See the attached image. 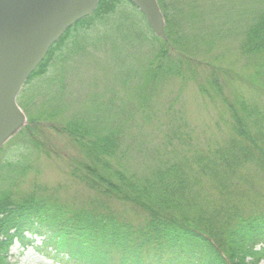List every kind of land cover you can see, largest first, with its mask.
I'll return each instance as SVG.
<instances>
[{"label":"trees","instance_id":"16d2710c","mask_svg":"<svg viewBox=\"0 0 264 264\" xmlns=\"http://www.w3.org/2000/svg\"><path fill=\"white\" fill-rule=\"evenodd\" d=\"M156 1L165 22V39L159 40L154 35L148 38L145 30L139 29L144 41L154 46L151 60L145 63L143 86L149 92L154 89L153 95L157 80L165 82L181 77L186 57L201 60L195 56L197 52L187 37L190 30L187 14L191 13L188 19L192 21L205 19L204 7L186 8L182 0ZM98 4L91 16L76 23L55 43L27 85L45 76L59 60H66L63 54H72L68 51L77 44L81 43L79 50L87 48L91 44L89 35L99 25L108 27L129 21L125 14L121 15V9L130 6L129 3L100 0ZM237 4L242 5L237 24L229 22L227 30L220 26L224 27L226 36L231 35L229 31H235L231 36L239 40L237 50L246 58V66L254 69L251 77L261 90L264 0H237ZM115 10L119 14H114ZM210 35L202 41L201 46L207 48L202 50L205 55L212 50ZM209 79L216 92H220L215 77ZM49 83L54 88L55 78ZM49 83L45 85L48 88ZM51 94L55 90L41 91L37 96L41 100L35 101L42 106L40 116L37 115L50 118L49 121L57 119L59 113L45 110L52 102ZM31 99L34 114L29 115L30 111L24 108L28 114L26 127L1 150L0 264H7L6 254L14 240L22 245L32 244L34 237L51 247L53 259H67L75 264H152L151 259L162 256L167 257L162 264H264V248L255 250L264 244V212L234 202L230 188L235 177L242 178L247 165L264 171V112L259 108L246 107L245 101L237 102V109L228 104L235 137L228 140L222 151L211 149L208 157L200 154L190 162L178 161L175 156L168 161L159 159L157 166L141 173L128 164L130 148L125 141L131 134L125 133L124 128L107 129L97 121L83 118L55 121L58 126L48 128L71 142L79 155L73 161L75 177L104 200L94 198L79 206L38 195L36 191L25 193L18 189L14 193L4 185L14 182V177L24 170L25 162L18 158L23 155L18 150L23 148L22 153L28 159L29 150L40 145L38 141L35 144L33 134L41 122L33 117ZM145 118L140 121L144 122ZM135 125L140 127L137 121ZM109 202L129 205L135 210V220L113 214Z\"/></svg>","mask_w":264,"mask_h":264},{"label":"rangeland","instance_id":"374dc122","mask_svg":"<svg viewBox=\"0 0 264 264\" xmlns=\"http://www.w3.org/2000/svg\"><path fill=\"white\" fill-rule=\"evenodd\" d=\"M181 2L186 8L204 7L205 19L202 21L189 20L191 13L187 14V27L190 28L187 37L197 52L195 56L201 60L192 61L186 57V62H182L184 71L181 77L165 82L157 80L154 95V89L149 92L143 88L145 63L151 60L154 46L144 41L139 29L145 30L148 38L152 39L155 35L130 6L121 9V15L125 14L129 21L108 27L99 25L89 35L91 44L87 48L79 50L81 43L77 44L68 51L72 54H63L66 60H59L45 76L24 86L17 103L27 120L28 114H34L29 101L32 97L33 117L41 122L33 135L35 144L38 141L40 145L29 150L28 159L22 153L23 148L18 150L23 155L18 158L20 162H25L24 170L14 177V182L4 184L5 187H11L10 191L14 193L18 189L25 193L36 191L38 195L79 206L94 198L104 201L75 177L73 161L79 155L71 142L48 128L55 125V121L83 118L97 121L107 129L124 128L125 133L131 134L125 141L130 148L128 164L141 173L157 166L159 159L168 161L175 156L178 161L184 159L190 162L200 154L208 157L211 149L222 151L228 140L235 137L230 127L232 117L228 104L237 109L236 103L245 101L246 107H257L264 112V86L261 83L259 90V84L253 82L251 75L254 69L246 66V58L237 50L239 40L231 36L235 35V31H229L231 35L227 36L224 33V27L227 30L229 22L237 24L242 5L237 4V0ZM113 13L119 14L117 10ZM207 35H210L213 46L211 52L205 55L202 50L207 48L201 45L208 39ZM212 69L214 72H211ZM209 76L215 77L220 92H216L211 85ZM52 78L56 81L54 88L49 83ZM46 83L50 84L49 88ZM48 89L55 90V94L49 97L54 104L49 102L45 110L49 113L59 111L56 114L58 118L52 121L39 117L42 106L35 103L41 100L37 97L41 91ZM37 90L38 94L34 96ZM150 101L153 102L150 104ZM24 108L30 112L27 114ZM145 116L144 122H141ZM136 121L140 127L135 125ZM245 169L247 171L241 173L242 178L232 180L233 201L264 212V171L252 165H247ZM109 205L113 214L135 220V210L129 205L120 202H109ZM19 244L15 240L12 242L6 254L7 264H75L67 259H53L51 247L39 239L31 246ZM166 259L162 256L151 259L149 263L162 264Z\"/></svg>","mask_w":264,"mask_h":264},{"label":"water","instance_id":"95a60500","mask_svg":"<svg viewBox=\"0 0 264 264\" xmlns=\"http://www.w3.org/2000/svg\"><path fill=\"white\" fill-rule=\"evenodd\" d=\"M99 0H0V149L25 123L16 98L61 36L92 14ZM161 39L164 22L156 0H125Z\"/></svg>","mask_w":264,"mask_h":264}]
</instances>
